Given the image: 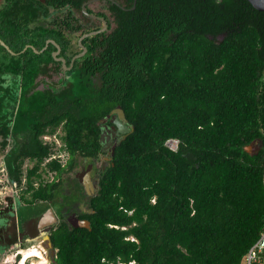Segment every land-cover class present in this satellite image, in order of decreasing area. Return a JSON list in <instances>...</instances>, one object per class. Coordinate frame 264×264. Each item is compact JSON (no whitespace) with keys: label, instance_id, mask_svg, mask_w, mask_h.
Segmentation results:
<instances>
[{"label":"trees","instance_id":"trees-1","mask_svg":"<svg viewBox=\"0 0 264 264\" xmlns=\"http://www.w3.org/2000/svg\"><path fill=\"white\" fill-rule=\"evenodd\" d=\"M84 1L0 6V39L14 52L0 43V155L11 184L25 177L20 200L55 198L58 183L43 185L41 171L61 178L78 157L95 164L101 123L116 106L130 128L107 165H94L97 188L82 216L89 227L63 221L52 230L53 264H242L264 228V11L247 0L88 6L107 29L82 39L87 51L58 88H38L62 70L56 47H24L52 39L69 65L78 37L101 26L83 14ZM59 125L65 163L42 139ZM25 160L34 164L24 170ZM5 198L0 257L18 238Z\"/></svg>","mask_w":264,"mask_h":264},{"label":"flooded vegetation","instance_id":"flooded-vegetation-1","mask_svg":"<svg viewBox=\"0 0 264 264\" xmlns=\"http://www.w3.org/2000/svg\"><path fill=\"white\" fill-rule=\"evenodd\" d=\"M91 23L92 22H90V24ZM60 72L63 74L62 80L65 79L66 72H65V74L62 72V70ZM60 72H56V73H60ZM45 78H47V77H45ZM50 83L51 82H49L48 87H50ZM58 85L59 84H56V86H58ZM56 86H54V87H56ZM111 118H112V115L109 118L104 119L102 121L101 127H100L101 131H100L99 139L101 142L102 153L99 156L100 157L99 160L102 162L101 165H103V166H106L107 163L111 160V155L113 152L112 148L114 147L117 140L122 137V133L117 131V127L111 121ZM57 128H60L62 130V127L60 125ZM56 129L52 134H45L43 136H46V135L56 136L57 135ZM103 133H105V136H104L105 140L101 141V136ZM62 134H63V130H62V133L58 135L60 140H61ZM44 141L48 142L46 139H44ZM61 142H62V140H61ZM62 145H63V142H62ZM59 150H62V149H59ZM65 152L67 153V151H65ZM67 159H68V153H67L66 161H67ZM75 168L73 170H75ZM61 178H58V177L54 178L53 177L51 180H44L43 179V181H42L43 185H45L46 183L51 184L53 182L58 183V188L56 191L57 194H56L55 198H53V200H36V201H33L32 203H28L24 200H20V195L23 193L25 186L23 188V187H20L17 183L13 184L16 187H17V185L19 186L18 190H15L16 193L10 195V197H12V202L14 204V208L16 207L17 203H20L21 205H24V204L29 205L30 204V205L38 207L37 208L38 210L44 206L43 209H40L39 212L35 213L33 216H30L27 220H23L21 222L16 220V222H17L16 227L18 229L17 241L23 242L25 240H27V241H32L35 239L41 240L43 238L44 234L48 235L50 238V234H51L52 230L55 229L57 227V225L60 224L61 222L64 221V222L68 223L69 225H71L69 223V218H71L72 216L80 218V219H85L82 216L89 209L87 199L89 196H92L95 193L96 188H97V175H96L94 164L92 163V169H91V181H92L93 189H94L92 195H89L86 192L85 187L82 184L79 176L77 177L78 183H75L77 186L80 187V193L81 194L83 193V199L85 200V205H79V204H81V201L79 200L81 195H80V193L77 194L76 192H74V185H71L69 187L68 186L69 184L66 185L65 184L66 181L61 180ZM33 184H34L35 188H38L41 183L39 181H35ZM71 203L73 205H71ZM69 206H71V207H69ZM49 214L50 215L52 214V216H50ZM44 215H47V222H48L47 224H45L44 222H42L39 219V218L43 217ZM44 242L47 243L49 255L53 256L52 261L50 262V264H53V259H54L55 253H56V248H53V246L50 248L46 239L44 240Z\"/></svg>","mask_w":264,"mask_h":264},{"label":"rangeland","instance_id":"rangeland-1","mask_svg":"<svg viewBox=\"0 0 264 264\" xmlns=\"http://www.w3.org/2000/svg\"><path fill=\"white\" fill-rule=\"evenodd\" d=\"M4 0H0V6L2 5ZM89 7L94 11V12H98V11H103L108 13L107 8H106V4L104 1H96L92 4L89 5ZM95 25H101V22L99 20H93ZM77 35L78 34H74L72 36V43H75V41L77 40ZM62 77L63 74L60 73H54L52 75L51 78H45V80L38 86V88H45L48 87L49 82L53 83L55 82L56 84L61 83L62 81ZM57 88L59 87L56 86ZM56 133L57 135H46V136H42L43 140L46 139L48 142L52 143V149H53V155L51 157H58L60 159V161L62 163H65L66 158H67V153L64 150H59L60 147L62 146V142L59 139L58 135L62 133V130L60 128L56 129ZM11 142L9 143V145L7 146V149L11 146ZM252 149H255V147ZM251 149V150H252ZM49 159V158H48ZM46 159L42 165L44 166V164L46 163V161L48 160ZM87 159H83L78 157L77 161H76V168L75 170H73L70 173H64L62 175V179H64L66 182L65 184H69L68 186L70 187L71 185H74V192H76L77 194L80 193V187L77 186L75 183H78V176L80 177L83 172L87 169V166L89 164L92 165L93 162L88 161ZM88 163V164H87ZM101 161L98 159L95 161L96 165H101ZM34 164L33 160H25L23 163V169L25 170L26 168H30L32 167ZM94 164V165H95ZM84 166V167H83ZM42 172V178L44 180H51L53 177L56 178L54 172L52 171H41ZM25 186V177L22 180V184L20 185V187L24 188ZM18 185L17 187L14 186L13 184H11L7 177H6V172L4 169V165H3V158L0 155V207H4L6 205V203L8 202V200L5 198L9 195H12L14 193H16L15 190H18ZM80 201L81 204L79 205H85V200L83 199V193H80ZM16 202V201H15ZM71 205H73L71 203ZM71 207V206H69ZM68 207V208H69ZM38 207L33 206V205H21L20 203H17L16 207H15V214H16V219L21 222L23 220H27L30 216H33L35 213L39 212L40 209H43L44 206L42 208H40L39 210L37 209ZM45 239H35L32 241H23V243H27L26 245H28L25 248L21 247V242L17 241L13 246L10 247V250L6 253L3 254L0 257V264H17L22 256V252H24L25 250L31 248V247H35L37 248V250L40 252L41 257L38 256H31L29 258H27V260L25 261V264H30L32 261L36 262L37 264H50V262L52 261L53 256L49 255V251H48V246L47 243L44 242ZM21 253H20V252ZM19 252V253H18ZM19 255L18 258H16V255Z\"/></svg>","mask_w":264,"mask_h":264},{"label":"water","instance_id":"water-1","mask_svg":"<svg viewBox=\"0 0 264 264\" xmlns=\"http://www.w3.org/2000/svg\"><path fill=\"white\" fill-rule=\"evenodd\" d=\"M96 1H110L111 3L116 4L117 6H119L122 9H127L123 5H121L117 0H86V1H84L82 3V5H81V11L83 12V14L86 15L87 17H89L91 21H93V20H99L101 22V26L98 29H92L90 31H87L85 33H82L78 37L77 43H78V46H79L80 51L77 52L76 54H74L71 57V60H70L69 65H66L65 58L58 56L59 53H60V46L54 40H52V39H47L45 41V45L40 50H36L33 46H31L29 44L26 45L24 47V49L27 48V47H31L36 53H39V52H42L43 50H45L47 48V46H48L49 43L55 45L56 49L54 51H52V53H51L52 54V57H53V59L55 61H60L61 62L62 72L65 74V72L67 70H70L71 67L73 66L74 60L77 59V58H79V57H82L83 55H85V53L87 51V48L81 42L82 39L85 38V37H87V36L95 35V34H97L99 32H102V31L106 30L107 27H108L107 21H106V19L104 17L99 16L96 13H90L87 10L88 6L90 4L96 2ZM247 1L255 9H257L259 11H264V0H247ZM135 4H136V0H133L131 9L134 8ZM0 43L6 49H8L11 53H14L12 50L9 49V47L1 39H0ZM111 115H112L111 121L116 125L117 131L120 132V133H122L121 139L125 138L126 134L129 132L130 128L127 125V120L125 118V115H124L123 110L119 106H116L114 109H112L110 111V115L109 116H111ZM104 136H105V133L102 134L101 141H104L105 140L104 139ZM245 149L248 152H250L251 149H252V146L251 145L246 146ZM193 156L194 155L191 152H187V153L183 154V157L187 158L188 160H192L193 159ZM91 169H92V165L89 164L87 166V169L80 176V180H81L82 184L84 185L86 192L89 195H92V193L94 191L93 184H92V181H91ZM47 215H44L43 217L39 218L45 224L48 223L47 222ZM50 216H52V214ZM69 223L72 226H74V227H85V228H88L89 227V221L88 220H86V219H80V218H77V217H74V216H72L71 218H69ZM43 238L47 240L48 245L51 248L52 247V243H51V240H50L49 236L46 235V234H44Z\"/></svg>","mask_w":264,"mask_h":264},{"label":"built area","instance_id":"built-area-1","mask_svg":"<svg viewBox=\"0 0 264 264\" xmlns=\"http://www.w3.org/2000/svg\"><path fill=\"white\" fill-rule=\"evenodd\" d=\"M165 145L171 150L176 151L178 140L170 138L166 140ZM242 264H264V228L243 255Z\"/></svg>","mask_w":264,"mask_h":264},{"label":"bare ground","instance_id":"bare-ground-1","mask_svg":"<svg viewBox=\"0 0 264 264\" xmlns=\"http://www.w3.org/2000/svg\"><path fill=\"white\" fill-rule=\"evenodd\" d=\"M21 254H22V256H21V258L17 264H25V261L27 260V258H29L31 256L41 257L40 252L35 247H31V248L25 250L24 252H22ZM30 264H37V263L32 261Z\"/></svg>","mask_w":264,"mask_h":264}]
</instances>
